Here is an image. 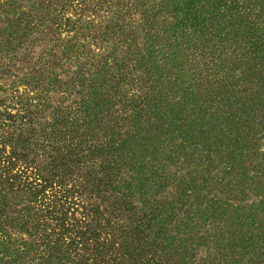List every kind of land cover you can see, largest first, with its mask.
Instances as JSON below:
<instances>
[{"label":"trees","instance_id":"trees-1","mask_svg":"<svg viewBox=\"0 0 264 264\" xmlns=\"http://www.w3.org/2000/svg\"><path fill=\"white\" fill-rule=\"evenodd\" d=\"M263 139L264 0H0V264H264Z\"/></svg>","mask_w":264,"mask_h":264},{"label":"rangeland","instance_id":"rangeland-1","mask_svg":"<svg viewBox=\"0 0 264 264\" xmlns=\"http://www.w3.org/2000/svg\"><path fill=\"white\" fill-rule=\"evenodd\" d=\"M252 20V18L250 19ZM237 25L234 26V37L233 40H229V46L232 48V52L228 54L227 66L231 69L232 76L230 81L235 84L236 90L240 89L239 81L240 71L244 68L243 62L239 61L238 58L241 56L242 50L245 48H240V43L238 39L240 38L242 32H237ZM247 51V49H246ZM225 59V56H222V61ZM223 137V134L220 135ZM234 137V135H233ZM262 151L264 152V139L262 142ZM242 156H240L239 152V141L237 142L235 139L231 140L229 145H225L222 143V140L219 139L217 145V152L215 158V174H216V185L218 190L219 204L220 201H224L225 194H230L229 188H233V191L237 193L238 196H241L240 189L243 187L245 189V194L248 195L251 191H249L248 187H244V183L248 182V174L246 173V169H241V161ZM228 164V167L226 165ZM233 185V187H232ZM229 192V193H228ZM231 204L233 201H230ZM249 202V201H248Z\"/></svg>","mask_w":264,"mask_h":264}]
</instances>
